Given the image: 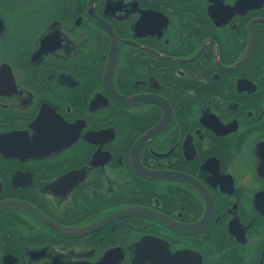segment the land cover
Returning a JSON list of instances; mask_svg holds the SVG:
<instances>
[{
    "label": "flooded vegetation",
    "instance_id": "1",
    "mask_svg": "<svg viewBox=\"0 0 264 264\" xmlns=\"http://www.w3.org/2000/svg\"><path fill=\"white\" fill-rule=\"evenodd\" d=\"M0 20V264H264V0Z\"/></svg>",
    "mask_w": 264,
    "mask_h": 264
},
{
    "label": "water",
    "instance_id": "2",
    "mask_svg": "<svg viewBox=\"0 0 264 264\" xmlns=\"http://www.w3.org/2000/svg\"><path fill=\"white\" fill-rule=\"evenodd\" d=\"M3 26H2V22L0 20V30H2Z\"/></svg>",
    "mask_w": 264,
    "mask_h": 264
}]
</instances>
